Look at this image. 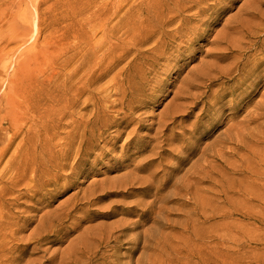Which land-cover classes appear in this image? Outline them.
<instances>
[{
    "label": "rangeland",
    "instance_id": "374dc122",
    "mask_svg": "<svg viewBox=\"0 0 264 264\" xmlns=\"http://www.w3.org/2000/svg\"><path fill=\"white\" fill-rule=\"evenodd\" d=\"M143 1L149 13H143ZM244 3L256 7L255 23L264 19V0H203L201 7L210 6L205 14L195 17L194 9L183 13L189 18L187 26L200 25L203 33L197 29L170 38L165 25L160 48L154 50L159 33L143 44V30L162 26L166 14L157 8H164L165 0H0V112L24 117L0 124V150L2 131L13 126L29 131L37 123L31 119L35 115L42 124L59 121L54 143L71 131L65 127L71 121L68 112L82 113L90 121L73 175L60 182L66 185L62 192L50 186L28 198L19 187L6 195L3 213L9 223L0 227L7 261L3 264L17 255L22 256L21 264H58L67 241L83 227L110 225L122 216L104 215L122 205L120 201L139 199L144 222L132 233L139 236L132 264H264V110L258 109L255 121L248 122L255 102H264V65L232 91L236 73L225 74L233 59H220L231 46L213 43L216 31ZM254 28H238L229 38L241 54L247 52L245 56L253 53L248 43L256 41L250 33ZM126 29L129 35L123 34ZM257 32L261 37L263 32ZM115 39L120 40L118 46ZM131 39L140 42L124 53L122 41L129 44ZM253 48L259 49V43ZM207 61L220 66L214 81L202 82L195 97L173 100L164 85L173 81L179 86L190 70ZM120 70L117 87L127 90L126 103L110 89ZM220 83L226 89L213 99ZM204 102L206 109L200 110ZM130 170L151 177L152 187L143 190V197H105L90 206L87 223H78L80 212L57 226L63 230L34 232L44 214L72 193L89 184L106 188L104 180ZM44 226L48 229L49 221ZM57 236L64 242H54ZM114 245L119 249L112 253ZM104 246L99 249L105 261L119 257L121 262L128 260L132 247L123 236ZM84 261L76 255L67 264Z\"/></svg>",
    "mask_w": 264,
    "mask_h": 264
},
{
    "label": "bare ground",
    "instance_id": "6f19581e",
    "mask_svg": "<svg viewBox=\"0 0 264 264\" xmlns=\"http://www.w3.org/2000/svg\"><path fill=\"white\" fill-rule=\"evenodd\" d=\"M163 1V0H162ZM203 0H165V7L160 5L161 14L164 15L162 20V26L154 28L151 30H143V44L148 42L151 37H154L155 33H159V37L153 41V49L158 50L160 48V43L162 41V36L165 34V25L170 27L168 32L171 33L170 38L182 37L188 32H192L198 29L199 32L203 33V30L200 29V25H193L192 27L187 26L189 23V18L183 15L184 12L195 10V17H200L201 14H205L210 6L201 7V2ZM242 9L238 10L232 18L225 20L221 30L216 31L213 43L222 44L226 47H230L229 52L225 54L220 59H225L231 57V61L226 66L225 77L230 76L232 73H236L233 79L236 80V85L230 87V90L235 91L242 86V82L246 79L254 76L255 71L258 66L264 65V19H261L258 23H255L254 19L256 18V7L251 3L250 5L244 3L241 6ZM150 7L144 5L143 1V13H149ZM255 26V31L250 30V33L253 37L256 38V41L249 42L250 45L248 51L253 53L249 56H245L246 53L241 54L240 50L234 48L232 45V40L230 36L236 34L238 28H250ZM114 29V28H113ZM263 32L262 36H258V32ZM212 33L214 30L211 31ZM123 34H130L129 29H126ZM115 32L111 31L110 37L114 38ZM117 46L119 45V39H115ZM140 41L130 40V43H125L122 41V45L126 46L123 49V52H127L129 48L136 47ZM259 43V49L253 48V45ZM228 48H223L221 50H227ZM144 52V51H143ZM155 53V52H154ZM180 60V59H179ZM249 68V70H246ZM110 67L106 71V75L109 73ZM220 69V66L216 64L215 61H207L200 64L196 70H190L185 78L181 81L179 86H175L172 82H168L164 85L167 87V91H171L174 94V98L178 100H186L190 97H195L200 84L204 81H214L213 73L217 72ZM123 70H120L118 73L112 77L110 89L115 96H118V100L122 103H126L130 100L127 90L124 89L120 92L118 86L119 76L122 75ZM178 77V76H177ZM175 77V79L177 78ZM263 77H264V68H263ZM174 79V80H175ZM264 79V78H263ZM230 81V79H228ZM259 83V82H258ZM225 83L218 84L219 90L215 94H211L213 99L217 98L216 94H223L222 90H225ZM255 82L254 85H256ZM175 88V89H174ZM248 94V92H246ZM256 94V93H255ZM264 94V93H261ZM264 97V95L262 96ZM249 100V99H247ZM208 103L204 102L200 110L206 109ZM68 106V105H67ZM65 106V107H67ZM182 107V104L176 105L170 112L169 118L174 119L175 115L179 112V108ZM246 107V106H245ZM258 109L264 110V102L257 101L254 104L253 110L248 111L249 117L248 122L253 123L255 120L254 116ZM65 115V112L62 116ZM90 115H97L95 112H92ZM101 115V113H99ZM59 118L62 117L58 114ZM68 118H70V123L65 125V127H71V131L68 133V137H61L56 140L54 139L59 136L60 133H57V129L60 127L59 121H49L44 124L41 123L38 116H33V123L30 126L29 131L22 130L19 126H13L8 129H4L2 134L4 138L2 139L4 148L0 150V160L10 151L13 147V150L7 159V161L2 164L0 162V227L4 223H9V219L5 217L4 207L6 195L14 192L17 188L21 187L26 192V197L32 198L37 193H40L42 190H45L50 186H59V190L62 192L66 185H60V182L68 179L73 175L74 168L81 157L83 152V144L86 135V130L90 121L85 120V115L79 112H68ZM24 118L21 117L18 113L11 115L3 114L0 112V124L9 122L14 119ZM245 120V118H244ZM18 142L15 144V141ZM59 149L55 150V148ZM46 150L51 161L47 163V160L43 154V151ZM54 152H52V150ZM60 157V158H59ZM59 160L57 161V159ZM2 164V165H1ZM147 163H144L143 167ZM103 183H109L106 188L93 189L94 184L87 185L84 189H80L72 193L65 201L57 205L54 209L44 214V216L38 221L34 232L37 231V234L40 235V232L44 231H60L64 228L57 226L62 224L63 221L69 220L70 217L75 213H82V217L79 219L78 223H87L89 222V215L91 211L89 210L90 206L98 204L102 199L109 196L119 197L121 199H127L133 195L143 197V190H149L152 187L151 177L148 176H139L135 173L134 170L126 171L118 176H114L110 179H106ZM136 183L139 185L133 188ZM143 184L145 186L143 187ZM121 191H110L118 190ZM129 192V190H131ZM134 191V193H133ZM146 192V190L144 191ZM133 201L131 203H123L118 205L111 211L109 214L104 215L105 217L113 215H121L122 217L116 222L110 225H88L81 229L72 239L67 241V245L62 250V255L58 264H67L71 257L79 255L81 258L84 257V264H95L97 260H103V263L98 264H132V258L136 250L139 247V236L138 234H132L137 228H140L143 225V200ZM150 201L145 202L146 205H149ZM140 206L141 208H138ZM140 211L141 213H138ZM136 215L137 220H127L125 219L128 216ZM49 221L48 229H43L44 222ZM54 223H57L55 225ZM55 225V226H54ZM62 226V225H61ZM69 231V229L67 230ZM66 231V233H67ZM115 234H118L115 236ZM127 238L128 243L132 245L129 248V253L127 255V261L121 262L119 257H115L112 261H105V253L100 252V246L102 243L105 244L104 247L109 246L110 243H118L120 237ZM58 237V238H57ZM53 239L54 242L61 244L63 237L57 236ZM119 247L116 245L110 247V252L115 253ZM21 255L12 257L9 259L10 264H21L22 259ZM6 252L3 248V238L0 236V264L7 262ZM53 260H49L50 264ZM27 264V263H26Z\"/></svg>",
    "mask_w": 264,
    "mask_h": 264
}]
</instances>
